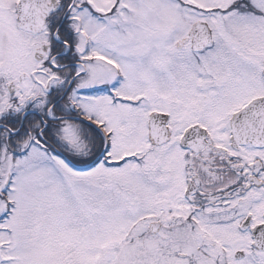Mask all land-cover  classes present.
Wrapping results in <instances>:
<instances>
[{
	"label": "snow or ice",
	"instance_id": "6c2138e0",
	"mask_svg": "<svg viewBox=\"0 0 264 264\" xmlns=\"http://www.w3.org/2000/svg\"><path fill=\"white\" fill-rule=\"evenodd\" d=\"M0 264H264V0H0Z\"/></svg>",
	"mask_w": 264,
	"mask_h": 264
}]
</instances>
